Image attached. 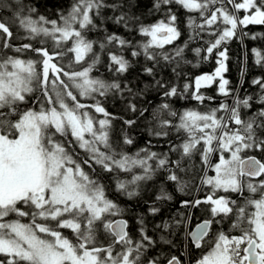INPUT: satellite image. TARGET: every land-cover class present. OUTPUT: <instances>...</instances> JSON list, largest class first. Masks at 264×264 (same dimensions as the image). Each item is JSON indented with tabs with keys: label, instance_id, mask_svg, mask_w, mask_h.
Returning <instances> with one entry per match:
<instances>
[{
	"label": "snow or ice",
	"instance_id": "1",
	"mask_svg": "<svg viewBox=\"0 0 264 264\" xmlns=\"http://www.w3.org/2000/svg\"><path fill=\"white\" fill-rule=\"evenodd\" d=\"M127 3L128 0L119 4L115 0L113 3L73 0L70 9L60 12L57 19H49L38 14L34 7L25 8L22 0H16V21L29 41L18 47L10 42L11 26L0 17V32L4 34L0 44V256L4 258L0 264H145V253L156 241L147 234L143 220L139 221L137 240L130 233L127 220L111 219L122 216L123 211L82 164L91 168L92 161L104 172L115 173L116 190L132 198L139 194L140 183L152 180L159 171L168 173L167 180L183 185L179 173L186 169L182 161L194 154L215 172V176L205 174L201 179L202 184L211 186L205 200L183 202L184 206L209 204L212 215V219L204 220L188 232L194 247L201 250L195 264H264V163L255 157L247 160L241 157L248 149L264 151V138H261L264 109L245 119L241 109L251 108V97L235 98L232 105L221 103L205 112L187 109L178 114L169 104H162L161 109L168 110V115L178 123L162 120L161 127H172L177 133L185 134L180 144L169 148V152H179V158L172 160L168 154L147 148L128 155L113 148L110 137L113 117L96 97L132 90L118 80L93 75L101 63L100 53L106 49V67L117 74H124L132 67L125 51L131 57L143 56L152 62V67L144 68L149 76L155 75L154 69L161 60L178 65L177 58L183 59L188 45L176 47L172 53L165 49L181 35L176 25V6L202 19V23H197L196 16L189 15L190 28L201 32L212 29L214 36L218 33L205 49L211 54L233 38L238 27L242 30L248 25H264V0H153V9L163 11L164 18L147 25L135 14L123 11ZM108 8L120 11V15L110 18L115 24L148 39L134 43L106 29L102 41L90 39L89 32L101 30L103 21H97ZM241 11L245 13L243 16L239 15ZM49 40L53 42L51 48L44 46ZM31 41L40 46H34ZM114 47L119 51L114 52ZM3 49L16 54L30 52L37 58L10 56ZM194 51L197 55L201 53L200 48ZM68 53L74 55L64 64L62 61ZM217 56L219 66L215 72L195 80L197 91L192 98L201 103L205 97L199 88L202 84L210 86L217 78L219 93L225 97L231 94L226 88L229 81L223 77L227 71V49L219 50ZM261 59L264 58H258L257 63ZM74 65H79V70ZM254 83L264 87L260 80ZM155 84L165 97H183L190 87L184 85L178 90L162 80H156ZM37 88L40 97L33 95ZM78 96L95 103H81ZM30 100L38 101L39 107H29ZM260 102L264 104V98ZM93 109L105 118H95ZM129 109L137 111L135 104H130ZM124 123L131 127L136 121ZM69 136L72 140H68ZM123 142L132 145L134 140L126 135ZM72 143L84 149L88 159L78 162L65 146ZM120 173L130 174L131 179H120ZM253 177L260 179L253 182ZM218 192L229 195H217ZM231 194L237 198L233 199ZM170 198L163 189L157 197ZM150 211L155 214L159 209ZM225 221L227 230H224ZM213 225L218 226L215 231H211ZM62 230H70L74 239ZM147 264L158 261L148 260ZM167 264L184 262L172 256Z\"/></svg>",
	"mask_w": 264,
	"mask_h": 264
},
{
	"label": "trees",
	"instance_id": "2",
	"mask_svg": "<svg viewBox=\"0 0 264 264\" xmlns=\"http://www.w3.org/2000/svg\"><path fill=\"white\" fill-rule=\"evenodd\" d=\"M114 0H108V3H113ZM25 8L34 7L37 13L47 16L49 19H57L60 12H66L70 9L73 0H22ZM115 3H121V0H115ZM153 0H128L124 5L123 11L129 15L135 14L144 24H151L158 19L164 18V12H157L152 7ZM17 11L16 0H0V17L11 26L13 38L10 42L14 46H20L29 41L25 38L24 29L19 26L16 21L15 13ZM177 14L176 25L181 33L179 38L173 45H166L165 49L172 53L176 47H184L183 59L177 58L179 64L175 62L168 63L161 60L154 69V76H149L144 72L145 67H152V62L146 60L143 56L131 57L127 51L124 55L132 62V67L124 74L110 72L106 65L108 63L107 49L100 53L101 63L97 65V70L93 72L94 76H99L107 80H118L122 85H127L132 91L129 93L125 90L122 94L119 92H110L107 96H97L96 100L110 113L113 117L110 137L112 146L116 152H124L128 155H134L140 152L141 149H149L151 152L158 154H168L172 160L179 158L180 153L169 152L170 146L178 145L184 138V133H177L175 128L161 127L162 120H172L178 123V120L168 115V110L161 109L162 104H169L171 109L178 114L187 109H193L200 112H205L211 108L218 107L221 103L232 105L235 98L245 99L251 97L249 101L251 108H242L241 114L247 119L259 113L264 109L261 98H264V87L261 84L254 83L256 80L264 82V59L257 63L258 58H264V25H248L247 27L237 28L236 35L226 42H223L218 49H214L211 54H207L205 49L209 44L217 38V35H212V29L201 32L200 29L190 28L188 25V16H196L197 23H202V19L196 13H187L186 10L176 6L174 8ZM245 13L241 11L240 16ZM120 15L119 10L112 8L105 9L100 21H103L101 30L92 31L88 36L92 40L102 41L104 39V29L108 33L115 32L118 35L128 38L135 42H142L148 38L142 37L135 30L129 31L122 25L115 24L111 17ZM4 34L0 32V44H2ZM255 37V39H253ZM34 46H40L35 41H31ZM52 41L49 40L45 47H52ZM71 42H69L70 46ZM98 51V45L95 46ZM196 48L201 49L199 55L194 51ZM222 49H227L228 59L225 61L227 71L223 73V77L229 81L226 88L230 90V95L225 97L218 91L219 78H217L210 86L202 84L199 88V93L203 94L205 100L203 103L192 98L196 92L195 80L197 77L204 74H212L219 66L217 60V52ZM118 52V47L112 49ZM163 51V50H161ZM7 55H14L12 51L3 49ZM259 53V57L257 56ZM73 53H68L64 57L62 63L68 64L73 57ZM87 60V57H86ZM79 70V65H74ZM175 68L174 72L172 69ZM177 73L179 75H177ZM162 80L169 85L177 86L178 90H182L184 85H190L183 97L173 96L165 97L163 90L156 86L155 81ZM38 97L41 92H36ZM207 97H213L212 100ZM81 103L93 104L94 100L79 97ZM130 104L136 105V112L129 109ZM94 113V109L92 110ZM143 112V115L140 113ZM221 115V113H217ZM95 118L104 119L101 113H94ZM125 120H135L136 123L129 127L124 123ZM157 132H167L168 135H156ZM130 136L134 143L132 145L125 144L124 137ZM264 138V136H261ZM62 139V138H60ZM68 140H72L69 136ZM66 148L74 155L78 162L88 159V155L84 149L79 148L75 143L66 144ZM101 150H104L101 146ZM141 155L143 153L141 152ZM257 155L264 159V151L260 149H248L241 153V157ZM217 158L213 157V162ZM91 168L88 165H83L85 171L94 178L100 181L105 186L106 195L119 204L123 215L129 221V231L135 239H139V229L141 227L139 221L143 220V227L150 235L156 239L159 249L157 252H146L144 256L145 264L148 260L155 259L158 264H165L170 259V253L176 254L175 251L182 250L184 253L185 241V224L190 205L184 206V201L192 202L195 196L198 200H205L211 186L202 184L201 179L206 175L215 176V172L203 165L198 154L192 157H185L182 161V167L186 171L179 173L183 185L167 180L168 173L159 171L152 180L141 182L137 189L138 195L129 198L128 196L116 190V174L104 172L99 165L90 161ZM207 168V169H206ZM120 179H131L128 173H120ZM170 196V199H157L161 195V190ZM233 199H236V194H231ZM239 202V201H238ZM209 204L201 203L199 206H194L192 212V223H195L199 215L205 214L206 206ZM158 208L159 211L153 214L150 209ZM117 217V216H116ZM114 217H111L113 219ZM178 219L181 223L176 228L174 220ZM165 225L169 227L165 228ZM179 228V229H178ZM69 238H73L72 233H68ZM161 237L164 239L162 240ZM103 241V238H102ZM165 241H171L166 243ZM191 248V247H190ZM0 256V259H3Z\"/></svg>",
	"mask_w": 264,
	"mask_h": 264
},
{
	"label": "flooded vegetation",
	"instance_id": "3",
	"mask_svg": "<svg viewBox=\"0 0 264 264\" xmlns=\"http://www.w3.org/2000/svg\"><path fill=\"white\" fill-rule=\"evenodd\" d=\"M13 54H14V52H13ZM12 55V54H11ZM10 55V56H11ZM14 55H19L20 56V58H22V59H36L37 57L34 55V54H32V53H20V54H14ZM36 92H39V88H37V90H36ZM35 92V93H36ZM33 94L34 96H36V97H38V94ZM29 107H36V108H38L39 107V102L38 101H36V100H30V102H29V105H28ZM59 138V137H58ZM262 160V162L264 163V159H261ZM245 179H249L248 177H245ZM252 180H253V182H255L256 180H258V179H260V178H258V177H256V178H251ZM210 192H211V189H209V193H208V195L210 194ZM222 192H218V194L217 195H224L225 193H222ZM246 195H247V193H246ZM232 197V196H231ZM233 198V197H232ZM241 200H242V198H240ZM204 200V199H203ZM188 218V217H187ZM208 219H212V215H211V213H210V205H208V206H206V211H205V214H201V215H199V219L197 218V220H196V222L195 223H192L191 221H192V216H191V218L189 219V221H188V224H189V227H188V232H190L197 224H199V223H201L202 221H204V220H208ZM217 219H219V217H217ZM177 220L178 219H176V220H174V225L176 226V228L179 226V225H177ZM24 222H27V218H24ZM128 226H129V221H128ZM185 227H186V224H185ZM217 225H213V228H212V230L211 231H215L216 229H217ZM190 228V229H189ZM179 229V228H178ZM224 230H227V221H225V223H224ZM63 232H64V234L65 235H67L68 236V233H70L71 231L70 230H62ZM147 231V230H146ZM147 234L149 235V236H151L155 241H156V239H155V237L154 236H152V235H150V233L147 231ZM210 235H211V232H210ZM71 239V238H70ZM156 246H157V243H155V245L154 246H152V247H150L148 250H147V253L148 252H157V251H159V249H157L156 248ZM191 247V248H190ZM176 252V254H172V253H170V257L169 258H171L172 256H176V257H178V258H180L183 262H184V264H195V261H196V259L200 256V254H201V250L200 249H196L195 247H194V245H193V243H192V241H191V238L190 237H188V242H187V248H185L184 247V253H183V255H182V250L180 249L179 251H175ZM165 264H167V263H165Z\"/></svg>",
	"mask_w": 264,
	"mask_h": 264
},
{
	"label": "water",
	"instance_id": "4",
	"mask_svg": "<svg viewBox=\"0 0 264 264\" xmlns=\"http://www.w3.org/2000/svg\"><path fill=\"white\" fill-rule=\"evenodd\" d=\"M251 157H255V156H251ZM248 158H249V157L244 158V160H247ZM255 159L258 160L256 157H255ZM119 219H124V220H126L125 218H116L115 220H119ZM202 222H203V221H202ZM202 222H201V223H202ZM199 224H200V223H199ZM197 225H198V224H197ZM197 225H196V226H197ZM196 226L192 229V231H194V230L196 229Z\"/></svg>",
	"mask_w": 264,
	"mask_h": 264
},
{
	"label": "rangeland",
	"instance_id": "5",
	"mask_svg": "<svg viewBox=\"0 0 264 264\" xmlns=\"http://www.w3.org/2000/svg\"><path fill=\"white\" fill-rule=\"evenodd\" d=\"M101 119V118H100ZM69 235V234H68Z\"/></svg>",
	"mask_w": 264,
	"mask_h": 264
}]
</instances>
